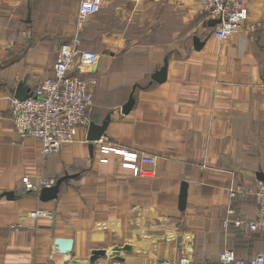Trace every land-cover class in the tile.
<instances>
[{"label": "crops", "instance_id": "obj_1", "mask_svg": "<svg viewBox=\"0 0 264 264\" xmlns=\"http://www.w3.org/2000/svg\"><path fill=\"white\" fill-rule=\"evenodd\" d=\"M80 1L0 0V264H174L263 251L264 234L223 221L229 207L254 217L251 190L264 178V0H245L248 22L262 26L225 40L199 0H100L79 23ZM75 35L98 54L78 70L97 81L91 121H109L91 147L79 127L71 144L43 155L39 140L16 135L9 98L51 75L58 45ZM163 66L164 81L153 80ZM114 148L155 163L135 176ZM63 175L72 176L50 201L21 182ZM37 210L45 215L30 217ZM57 238L72 240L69 253Z\"/></svg>", "mask_w": 264, "mask_h": 264}, {"label": "built area", "instance_id": "obj_2", "mask_svg": "<svg viewBox=\"0 0 264 264\" xmlns=\"http://www.w3.org/2000/svg\"><path fill=\"white\" fill-rule=\"evenodd\" d=\"M200 13L205 22L219 20L212 29V34L219 40H225L243 30L254 33L261 22H248L245 0H199ZM100 10V0H81L77 21H86ZM77 35L58 45L51 75L40 80L23 100L14 96L9 98V113L16 135L20 138L31 137L42 144V154L58 153L62 146L74 141L79 127H87L91 121L93 92L97 81L92 76H82L78 70L88 69L98 61V54L81 48ZM114 155L122 160V167L128 168L133 175L144 172L141 163L153 164L155 157L137 151L113 149ZM26 192H36L43 187H50L54 180L39 179L32 182L28 177L21 179ZM241 193V192H240ZM239 192L231 188L228 197L230 204ZM255 205L253 218L234 216L229 207L227 213L232 219H224L223 225L232 223L243 233L264 234V181L257 180L251 190ZM41 210L30 213V217L44 216ZM174 264H264V250L251 257H236L232 251H222L216 260L196 261L181 255Z\"/></svg>", "mask_w": 264, "mask_h": 264}, {"label": "water", "instance_id": "obj_3", "mask_svg": "<svg viewBox=\"0 0 264 264\" xmlns=\"http://www.w3.org/2000/svg\"><path fill=\"white\" fill-rule=\"evenodd\" d=\"M218 22L219 20H209L207 21V25L208 27H213ZM165 76H166V67L163 66L161 69H159L152 75V79L157 82H162L164 81ZM30 95H31V91H26L22 86V84H19L16 88L14 97L19 100H23ZM128 105H130L129 102L126 103L124 110L127 108ZM108 121H109V116L107 115L100 124H96L92 121L89 122L87 127V135H86V140L89 142V147H91L92 142L100 140V138L104 135V131L106 129ZM71 176L72 175H63L62 177H59L52 186L41 188L39 193V199L41 201H50L56 199L61 183L65 179L70 178ZM257 178L258 180L264 181V178L261 174H258ZM6 196L10 197V193H6ZM184 205H185V191L183 186L179 197V208H183ZM55 244L57 246L58 251L61 253H69L71 251L72 248L71 239L57 238L55 240ZM94 254L103 255L104 251H96Z\"/></svg>", "mask_w": 264, "mask_h": 264}, {"label": "trees", "instance_id": "obj_4", "mask_svg": "<svg viewBox=\"0 0 264 264\" xmlns=\"http://www.w3.org/2000/svg\"><path fill=\"white\" fill-rule=\"evenodd\" d=\"M242 232V231H241ZM245 234H248V233H245ZM251 234V233H250Z\"/></svg>", "mask_w": 264, "mask_h": 264}, {"label": "rangeland", "instance_id": "obj_5", "mask_svg": "<svg viewBox=\"0 0 264 264\" xmlns=\"http://www.w3.org/2000/svg\"><path fill=\"white\" fill-rule=\"evenodd\" d=\"M243 234V233H242Z\"/></svg>", "mask_w": 264, "mask_h": 264}]
</instances>
